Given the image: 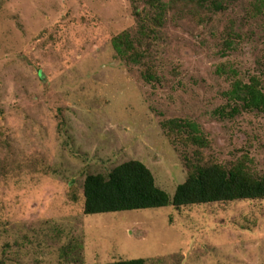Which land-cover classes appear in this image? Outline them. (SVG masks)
I'll use <instances>...</instances> for the list:
<instances>
[{
	"label": "rangeland",
	"instance_id": "1",
	"mask_svg": "<svg viewBox=\"0 0 264 264\" xmlns=\"http://www.w3.org/2000/svg\"><path fill=\"white\" fill-rule=\"evenodd\" d=\"M260 3L158 24L131 0H0V264H264V198L86 215L84 192L87 176L137 160L173 196L198 149L264 176V116L216 113L235 80L261 74ZM144 27L149 54L129 65L113 41ZM170 120L206 145L173 144Z\"/></svg>",
	"mask_w": 264,
	"mask_h": 264
},
{
	"label": "trees",
	"instance_id": "2",
	"mask_svg": "<svg viewBox=\"0 0 264 264\" xmlns=\"http://www.w3.org/2000/svg\"><path fill=\"white\" fill-rule=\"evenodd\" d=\"M135 6L143 3L152 10H158L156 19L159 24L168 10L207 8L221 12L226 8L227 0H131ZM255 12H264V0H260ZM152 32L142 29L140 37L125 32L113 41L115 52L129 65L145 64L150 47L141 50L137 43L150 37ZM235 50V43L226 40L223 52ZM261 74L252 76L248 83L235 80L231 89L224 96L227 107L216 113L221 119H232L242 112L256 111L264 116V56L261 60ZM146 81L160 80L151 70L144 74ZM169 128L173 144L184 142L186 146L206 145V139L199 135L195 124H185L178 120L164 123ZM183 130H187L185 136ZM198 134H195V132ZM194 158L185 156L188 170L187 180L178 185L173 196L157 186L151 170L140 161L125 162L114 168L107 175L93 174L87 176L84 183L85 214L95 215L114 212L164 208L174 206L181 208L189 205L232 202L239 200H256L264 198V176L260 177L248 171L242 165L225 166L216 160L204 157L198 149ZM199 155H202L201 157ZM105 264H146L145 260L118 261Z\"/></svg>",
	"mask_w": 264,
	"mask_h": 264
}]
</instances>
